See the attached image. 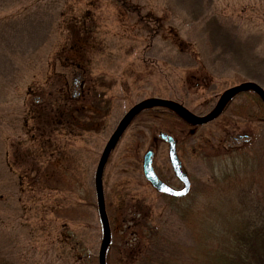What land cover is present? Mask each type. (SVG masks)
<instances>
[{"label": "rangeland", "instance_id": "374dc122", "mask_svg": "<svg viewBox=\"0 0 264 264\" xmlns=\"http://www.w3.org/2000/svg\"><path fill=\"white\" fill-rule=\"evenodd\" d=\"M130 2L148 17L123 16L113 0H0V256L12 264H97L103 228L95 170L134 105L167 100L205 116L235 86L253 83L264 91V0ZM81 91L93 94L86 107L72 100ZM60 99H68L65 115ZM260 114L257 103L239 94L216 120L183 132L179 122L136 116L103 171L106 264H131L121 249L136 238L132 226L142 217L148 225L141 230L155 228L149 250L158 244L156 252L161 245L187 256L194 242L185 209L203 208L206 183L221 158L193 148L203 141L222 151L242 146L264 175ZM52 126L46 136L57 135L49 143L40 139L29 147L36 127ZM159 132L175 134L182 144L178 152L192 182L182 201L159 196L143 177L142 158L153 147L154 171L179 186Z\"/></svg>", "mask_w": 264, "mask_h": 264}, {"label": "trees", "instance_id": "16d2710c", "mask_svg": "<svg viewBox=\"0 0 264 264\" xmlns=\"http://www.w3.org/2000/svg\"><path fill=\"white\" fill-rule=\"evenodd\" d=\"M113 2L116 4L114 8L120 11L123 16H133L139 19L140 22L148 17V13L143 14L141 8L131 3L130 0H113ZM179 45L181 49H185L182 43L179 42ZM42 95V92L36 93V96L41 97ZM237 95L239 94L232 98L234 99ZM244 95L249 96V100L259 105L263 114L258 115L257 119L261 122L264 121V105L259 98L253 93ZM67 100L60 99L57 101L59 103L58 108L61 107L64 115L66 114V108H68ZM69 100H81L82 107H86L90 102H93L94 98L92 93L81 91L79 95ZM39 101L38 104L44 109V102L39 103ZM48 107L52 106L48 105ZM37 114L31 117H35ZM143 114L153 115L155 119L158 117L160 121L179 122L181 124L177 128L179 132H183L187 128L189 130L196 128L167 109H150L137 117ZM236 115L240 116V113ZM248 118L250 119V117ZM52 128L53 126L47 130V128L36 127L34 131L37 136L35 135L33 140L28 141L30 143L29 147H37L40 139H44L43 146L49 143L51 137L57 135L56 131L54 135L46 136L52 132ZM173 136L176 137L175 134ZM239 137L244 139L241 135ZM201 144L203 145L205 158H208L207 152L218 153L221 158L218 172H215L206 183L203 208L198 211L185 209V213L190 219L188 230L191 233L194 246L187 256L183 253L179 255L167 253V251H163L165 247L161 245H159L156 252L155 249L158 244L151 251L148 242L150 236L155 232V228L143 230L148 223H143L144 217L138 218L132 226L137 228L136 233H133L136 238L134 241L124 242L121 249L124 250L126 259L131 264H264L263 173L257 171L255 158L249 151H240L242 146L235 149L223 146L222 151L217 144L211 145L208 141H203ZM55 152L56 149L52 152L54 156ZM30 183L33 182L30 181ZM223 203L227 207L221 208ZM117 206L121 209V212L125 211L124 203L120 202ZM136 215L140 217L144 216V213ZM141 227H143L142 230ZM123 232L127 234V229ZM145 236H147V239ZM157 236H159L158 233ZM183 259H185V262ZM0 264L12 263L0 256Z\"/></svg>", "mask_w": 264, "mask_h": 264}, {"label": "water", "instance_id": "95a60500", "mask_svg": "<svg viewBox=\"0 0 264 264\" xmlns=\"http://www.w3.org/2000/svg\"><path fill=\"white\" fill-rule=\"evenodd\" d=\"M248 92L256 95L261 101V103L264 105L263 90L253 83H247V84H242V85L236 86L234 88H231L225 91L221 95L218 103L213 108V110L205 116H195L191 114L190 112L184 110L181 106L171 101H167V100H155V101L141 102V103L134 105L132 108H130L126 112L122 121L114 129L109 139L107 140L101 152V155L99 157L97 167L95 170V175H94V190H95V195H96L97 211H98V215L101 220V224L103 228V238H102V241L99 247L97 264H106L105 262L106 244L108 243V240L110 238V228H109L108 218H107L106 211H105L104 198H103V192H102L103 171H104V168L106 166V163L108 161L111 151L117 145L122 135L124 134L128 126L130 125V123L132 122L133 118L144 111L154 109V108L165 107L171 110L172 112H174L175 114L179 115L180 117L184 118L185 120H187L191 125L201 126L217 118V116L221 114L227 101L231 97L235 96L236 94L248 93ZM158 137L162 141L168 144L167 157H168L171 170L173 172V175L183 184V187L180 190H175L158 179V177L156 176L152 168V160L154 157V153L152 149H149L143 155V159H142L143 177L150 184V186L153 189H155L159 194L166 195L172 198H183L187 195L189 191L190 182H189V179L186 173L182 169L180 160L177 157L176 149H175V146H176L175 141L173 140L172 137L162 132L158 133Z\"/></svg>", "mask_w": 264, "mask_h": 264}, {"label": "flooded vegetation", "instance_id": "af4514ba", "mask_svg": "<svg viewBox=\"0 0 264 264\" xmlns=\"http://www.w3.org/2000/svg\"><path fill=\"white\" fill-rule=\"evenodd\" d=\"M234 137H236V136H234ZM233 137V138H234ZM176 141V147H175V149H176V154H177V156H178V158L180 159V162H181V165H182V167H183V163H182V160H181V158H180V155H179V152H178V146H180V145H182V144H179L178 143V141L177 140H175ZM161 143H163V144H165L166 145V148L168 149V144L166 143V142H164V141H162ZM232 148H234V147H232ZM155 152V151H154ZM193 152L194 153H197V155H203V145L202 144H198L195 148H193ZM173 179L175 180V181H177V184H179V186L177 187V188H174V187H172L171 185H169V184H167L166 182H164L166 185H168L169 187H171V188H173V189H175V190H180L182 187H183V184L173 175ZM189 177V176H188ZM159 178V177H158ZM160 179V178H159ZM190 179V178H189ZM161 180V179H160ZM162 181V180H161ZM190 183H192L191 182V180H190ZM191 186H190V193H191ZM154 190V189H153ZM155 191V190H154ZM156 192V191H155ZM190 193H188L185 197H183V198H172V197H166V196H163V195H160L159 194V196H161V197H166L167 199H169V200H171V201H173V202H176V201H182V200H184L187 196H189V194Z\"/></svg>", "mask_w": 264, "mask_h": 264}]
</instances>
